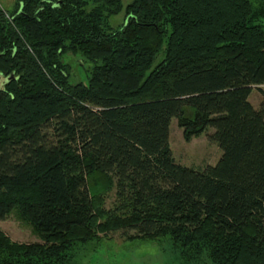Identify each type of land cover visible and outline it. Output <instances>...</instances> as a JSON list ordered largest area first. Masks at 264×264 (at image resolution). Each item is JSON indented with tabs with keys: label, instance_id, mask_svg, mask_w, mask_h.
<instances>
[{
	"label": "trees",
	"instance_id": "trees-1",
	"mask_svg": "<svg viewBox=\"0 0 264 264\" xmlns=\"http://www.w3.org/2000/svg\"><path fill=\"white\" fill-rule=\"evenodd\" d=\"M66 54L96 63L86 85ZM0 76V221L40 241L0 230V264H72L120 231L182 264H264V0H17ZM172 119L186 142L213 130L215 165L175 162Z\"/></svg>",
	"mask_w": 264,
	"mask_h": 264
},
{
	"label": "rangeland",
	"instance_id": "rangeland-1",
	"mask_svg": "<svg viewBox=\"0 0 264 264\" xmlns=\"http://www.w3.org/2000/svg\"><path fill=\"white\" fill-rule=\"evenodd\" d=\"M120 1L123 8L132 2V0ZM249 1L256 5V0ZM16 3L17 0H0V7L6 13H12L16 8ZM125 22L124 10L108 19L109 26L113 30L121 27ZM159 60L160 57L154 64H157ZM62 61L66 65L70 84L86 85L92 68L96 65L94 61L86 60L79 54L63 55ZM4 82V78L0 76V86ZM261 88L264 90V86ZM249 102L254 108L259 107L261 96L256 90L251 91ZM212 133L213 130L210 129L186 142L176 120L172 119L169 125V147L175 162L194 170L215 165L221 156V151L216 144L209 141L208 136ZM112 201V195L109 194L105 200V207L109 208ZM0 230L15 243L40 242L31 228L14 214L0 221ZM128 234L133 235L132 232ZM179 259L178 255L173 252L169 240L139 244L126 240L123 232L120 231L101 236L100 240L79 248L75 252L72 264H182ZM193 264H209V261L203 258L200 263Z\"/></svg>",
	"mask_w": 264,
	"mask_h": 264
}]
</instances>
